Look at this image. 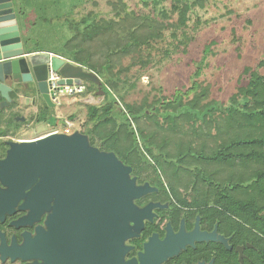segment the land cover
<instances>
[{"label": "trees", "instance_id": "obj_1", "mask_svg": "<svg viewBox=\"0 0 264 264\" xmlns=\"http://www.w3.org/2000/svg\"><path fill=\"white\" fill-rule=\"evenodd\" d=\"M23 1L13 0L17 19L26 7ZM142 1L148 6L153 2L152 10L158 14L152 17L130 12L127 19L104 21L89 12L78 22L67 16L62 22L69 30L65 37L68 58L96 72L104 91L101 104L88 106L82 133L93 146L113 151L131 165L141 181L152 175L163 179L181 204L211 205L217 217L241 223L259 236L258 264H264V74L246 66L248 81L238 86L228 102L211 98L210 86L197 80L200 67L187 90L170 95L159 90L152 98L146 94L141 100L127 102L135 84L128 90L129 81L123 75L128 70L117 67L121 59L136 54L133 59L147 66L143 47L165 39L169 25L175 27L171 36L177 39L176 49L186 50L191 40L190 14L206 2L172 0L176 9L169 12L163 0ZM175 13L177 18L172 20ZM116 14L121 15V11L116 9ZM18 23L24 46L31 52L43 51L31 46V30L24 24L23 31ZM210 50L207 45L205 52ZM259 65L263 66L264 60ZM84 85L83 93L91 87L99 89L93 82ZM11 96L15 102L17 95ZM2 122L0 119V128ZM158 165L163 167L161 171Z\"/></svg>", "mask_w": 264, "mask_h": 264}, {"label": "flooded vegetation", "instance_id": "obj_2", "mask_svg": "<svg viewBox=\"0 0 264 264\" xmlns=\"http://www.w3.org/2000/svg\"><path fill=\"white\" fill-rule=\"evenodd\" d=\"M5 82L11 89L8 104L0 91V264H258L259 236L241 223L217 217L211 205L181 204L163 179L152 175L141 181L133 170L137 185L151 188L135 199L136 217L122 205L112 210L113 216L96 208L39 212L42 206L34 201L48 200V193L40 192L48 188L42 176L32 177L18 170V162L3 161L13 143L53 133L23 137L50 106L35 80L10 75ZM21 96L23 107L33 106L27 116L18 104ZM58 198L52 194L50 205Z\"/></svg>", "mask_w": 264, "mask_h": 264}, {"label": "rangeland", "instance_id": "obj_3", "mask_svg": "<svg viewBox=\"0 0 264 264\" xmlns=\"http://www.w3.org/2000/svg\"><path fill=\"white\" fill-rule=\"evenodd\" d=\"M55 1L24 0L26 7L19 11L23 13L18 15V20L23 31L24 24L26 29L31 30V46L52 55L64 54L69 61L72 60L68 58L65 47L69 30L62 24L65 16L78 22L89 12L104 21L121 20L122 17L127 19L126 14L130 12L152 17L158 14L152 10L153 2L148 6L142 0H61L60 4ZM162 4L169 12H174L172 0H163ZM116 9L121 11V15L116 14ZM190 17L191 40L186 50L176 49L177 39L171 36L175 27L169 25L164 31L165 39L143 47L142 55L149 60L147 66L133 59L136 54L121 59L117 67L122 65L128 70L123 74L129 81L128 90L131 84H135V88L127 94V102L141 100L146 94L152 98L159 90L166 95L179 89L187 90L195 80L193 74L198 67L201 72L197 80L210 86L211 98L228 102L238 86L247 83L244 74L246 66L264 74V65H259L264 60V0H206L205 6L197 7ZM171 18L175 20L177 14ZM207 45L211 46L208 53L205 52ZM84 83L90 84L88 80ZM103 99L104 94L97 93L92 87L86 93L81 91L64 96L60 104L48 107L44 115L46 119L32 124L23 137L39 136L60 129L58 127L64 124L65 118L74 123L75 132H83L88 120V106L99 105ZM19 103L24 115L33 110L32 105L23 107L22 96ZM162 169L158 165V170Z\"/></svg>", "mask_w": 264, "mask_h": 264}, {"label": "water", "instance_id": "obj_4", "mask_svg": "<svg viewBox=\"0 0 264 264\" xmlns=\"http://www.w3.org/2000/svg\"><path fill=\"white\" fill-rule=\"evenodd\" d=\"M50 62L62 75L58 81L60 85L82 86L88 80L98 85L97 93H104L102 80L96 72L50 52L27 49L13 0H0V91L5 96V103L10 100L11 89L5 81L11 75L25 82L35 80L44 101L55 107L47 81ZM21 119L25 120L24 117ZM10 162H18V170L29 172L32 177L42 176L43 184L48 188L40 192L48 193V200L34 201L42 206L39 212L51 208L59 212L96 208L101 215L113 216L112 210L117 208L119 211L122 205L129 215L131 211L136 217L140 210L135 199L151 190L148 183L137 185L136 177H131L132 166L126 165L115 152L93 146L88 135L78 131L52 133L21 144L13 143L9 156L3 161L4 164ZM65 193L70 195L68 199L61 197ZM52 194L60 197L53 206L50 205ZM149 207L151 205L144 209Z\"/></svg>", "mask_w": 264, "mask_h": 264}, {"label": "built area", "instance_id": "obj_5", "mask_svg": "<svg viewBox=\"0 0 264 264\" xmlns=\"http://www.w3.org/2000/svg\"><path fill=\"white\" fill-rule=\"evenodd\" d=\"M60 56V55H58ZM62 57V56H61ZM62 75L60 72L53 68L52 63H49V69H48V77L47 81L49 84V90L53 95V101L57 104L61 103V98L67 95H71L75 92H81L84 91L85 85L78 86H68V85H60L58 81L61 79ZM53 133H66V134H72L74 133V123L70 121L68 118H65L64 124L62 126H59Z\"/></svg>", "mask_w": 264, "mask_h": 264}, {"label": "clouds", "instance_id": "obj_6", "mask_svg": "<svg viewBox=\"0 0 264 264\" xmlns=\"http://www.w3.org/2000/svg\"><path fill=\"white\" fill-rule=\"evenodd\" d=\"M61 56V55H60ZM62 57H64V56H62ZM65 58V57H64Z\"/></svg>", "mask_w": 264, "mask_h": 264}]
</instances>
